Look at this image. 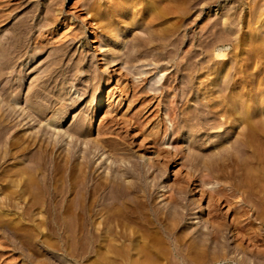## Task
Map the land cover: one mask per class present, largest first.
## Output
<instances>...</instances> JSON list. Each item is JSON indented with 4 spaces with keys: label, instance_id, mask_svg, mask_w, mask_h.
Wrapping results in <instances>:
<instances>
[{
    "label": "rangeland",
    "instance_id": "374dc122",
    "mask_svg": "<svg viewBox=\"0 0 264 264\" xmlns=\"http://www.w3.org/2000/svg\"><path fill=\"white\" fill-rule=\"evenodd\" d=\"M138 1L0 0V264H264V0Z\"/></svg>",
    "mask_w": 264,
    "mask_h": 264
},
{
    "label": "bare ground",
    "instance_id": "6f19581e",
    "mask_svg": "<svg viewBox=\"0 0 264 264\" xmlns=\"http://www.w3.org/2000/svg\"><path fill=\"white\" fill-rule=\"evenodd\" d=\"M142 1H145V0H139L138 2H142ZM161 1H163V0H161ZM160 0L158 1V0H146L145 2H147V3H150L151 5H156L155 7H157L158 6V4H160V2H161ZM204 1V0H203ZM206 1H208V0H206ZM115 2V1H114ZM113 2V3H114ZM171 2V1H170ZM205 2V1H204ZM85 3V2H84ZM116 3V2H115ZM132 3V2H131ZM143 3V2H142ZM106 4V3H105ZM173 4V3H172ZM77 5V4H76ZM169 5H171V4H169ZM99 6H100V4H99ZM98 6V4H97V2L96 1H90V2H88L87 3V7L90 9V8H92V9H96V8H98L99 7ZM168 6V5H167ZM151 7V6H150ZM165 7V6H164ZM119 8H120V10H122L123 12H124V14H125V12H127L128 10V5L126 6H123V5H121V3L119 4ZM118 8V9H119ZM163 9V8H162ZM162 9H158V10H162ZM169 9V8H168ZM261 9V8H260ZM167 10V9H166ZM253 12H256V9H251ZM164 12H165V10H164ZM87 13V12H86ZM252 16V15H251ZM253 16H255L254 14H253ZM251 20H254L255 21V18L253 17ZM251 20H249L250 22H251ZM248 21V20H247ZM256 22V21H255ZM255 22H253V23H255ZM252 23V22H251ZM259 23V22H258ZM27 29V28H26ZM26 29H24V30H26ZM24 30H22V32L24 33ZM27 31V30H26ZM25 31V32H26ZM20 33V35L21 36H23L24 34L21 32V31H19ZM19 42V41H18ZM20 43V42H19ZM21 43L22 44H15L16 45V47L17 48H19V50H15V51H12V52H10V51H7L5 48H3V45H2V42H0V78H5V77H8V76H12V75H17V74H24V68H20L19 67V65H18V63H17V61H18V58L20 57V54H21V51L23 50V48L25 47V45L27 46V40H25V38H23V40L21 41ZM31 60H28L27 61V63L28 62H30ZM51 71V70H50ZM10 87V86H9ZM31 93L32 94H39V92H38V89H35V88H32L31 89ZM101 103H102V95H101V97L96 101V107L97 108H99L100 106H101ZM35 104V103H34ZM94 105V104H93ZM34 106V105H33ZM31 107V106H30ZM38 107V110H41L43 107L41 106V105H38L37 106ZM37 107H36V109H37ZM33 108V107H32ZM94 108V107H93ZM35 109V108H34ZM35 109V110H36ZM111 109V107H109V110ZM31 110H33V109H31ZM94 112H96V111H94ZM135 116H133V118H134ZM95 118V117H94ZM99 118H101L100 116H99ZM5 120V119H4ZM93 117L92 118H90V122H89V124H90V127H89V129H91L92 128V122H93ZM2 122H4L3 120H2ZM100 122H102V121H100ZM94 123V122H93ZM78 125V124H77ZM140 125V127H143L144 126V123H142V124H139ZM249 126V125H248ZM264 126V125H263ZM251 127V126H250ZM262 127V126H261ZM252 130H253V128H251ZM55 130V129H54ZM169 130V128H168V126L165 128V134H164V137H163V139L164 138H166L167 136H168V133L167 132H169L168 131ZM251 131V130H250ZM91 132V131H90ZM254 132V131H253ZM249 133V132H248ZM251 133V132H250ZM70 136V135H69ZM241 138V137H240ZM238 140V139H237ZM242 140V139H241ZM95 141V140H94ZM97 141V140H96ZM97 147V146H96ZM149 160V159H148ZM217 164V163H216ZM216 169V168H215ZM214 171V170H213ZM126 172V171H125ZM131 173V172H130ZM135 175V174H134ZM142 176V175H141ZM112 177V176H111ZM139 177V176H138ZM204 177V176H203ZM203 177H201V178H203ZM200 178V177H199ZM106 179H107V177H106ZM135 179H137V178H135ZM203 179H205V178H203ZM108 182V181H107ZM110 182V183H109ZM108 183L109 184H106V187H104V188H106V191L104 192L103 191V193L101 194V195H99L100 197L99 198H101L99 201H98V206L97 207H99V210L97 209H93L92 207H91V209H90V207H89V210L87 211L88 212V214H87V221L88 222H91V221H93V217H94V215L95 214H97V212L98 211H101V209H104V206H109L108 204H109V201H110V205H112V206H114V205H119V204H121L122 202L123 203H125V200L127 201V194H130V196L133 194V196L135 195V194H137V192L142 188V187H144V185H143V182L140 180V177H139V181H137V182H135L134 181V183H132V185L130 184V186H129V184L127 185L126 184V182L125 183H123V181L122 180H116V179H110V181H109ZM103 183L101 182V183H97L96 181L94 182V185L92 186V187H90L89 189H87L86 190V192L88 193V195L91 197L93 194H95V192L97 193L98 192V190H100L99 188H102V186H99V185H102ZM146 184V183H145ZM208 184V183H207ZM194 185V184H193ZM103 186H105L104 184H103ZM146 187V186H145ZM144 187V188H145ZM196 187V186H195ZM199 187V186H198ZM103 188V189H104ZM143 188V190L145 191V189ZM205 188V187H204ZM204 188H203V190H204ZM214 188V187H213ZM147 189H149V186H148V188ZM151 189V188H150ZM149 189V191H151ZM147 191V190H146ZM211 191V190H210ZM101 192V191H100ZM141 192V191H140ZM145 195H147V197H149L150 196V194H149V196H148V191L146 192V193H144ZM152 194V193H151ZM130 196L128 195V197H129V199H130ZM132 196V197H133ZM136 196V195H135ZM210 196L212 197V198H214V197H217V199H219V200H222V199H226V200H231L232 198L233 199H239V200H237L236 202L238 203V208H239V211L241 212L239 215L240 216H238L237 214H235L234 215V217H233V219L232 220H235L236 221V219L237 218H239V217H241V216H245L246 218H245V220L243 221V222H241L240 220V222H238V226L240 227L241 225H242V223L243 224H249V223H251V216H250V210L249 209H247L246 207L248 206V205H246L245 204V199L242 197V195L237 191V189L235 190V188H233V186H231V185H229V187L228 186H226V185H220V186H218V187H216V188H214L212 191H211V193H210ZM146 197V198H147ZM244 199H242V198ZM151 200V199H150ZM209 200V199H208ZM213 200V199H212ZM211 200V201H212ZM246 200H248V199H246ZM211 201H208L209 202V204H207L205 207H206V209L209 211V209L212 207V202ZM128 202V201H127ZM148 202V201H147ZM248 202V201H247ZM105 203H107V204H105ZM229 203V202H228ZM128 206L126 207V206H124V207H126V208H130V204L131 203H129L128 202ZM126 205V204H125ZM146 205V204H145ZM230 205V204H229ZM102 206V207H101ZM148 207V206H147ZM126 208H125V210H126ZM253 208H254V206H253ZM204 209L205 208H202L201 210L202 211H204ZM232 209H233V206H232ZM130 210V209H129ZM155 210V212L157 211L156 209H154ZM212 210V209H211ZM211 210H210V212H211ZM254 210H256V209H254ZM123 211V210H122ZM182 212V211H181ZM207 212V211H206ZM237 212V211H236ZM249 212V213H248ZM98 213H101V212H98ZM125 213V212H124ZM260 213V212H259ZM157 214H158V212H157ZM156 214V215H157ZM177 214H179V215H177V218H178V216H180L179 218H183L184 217V215L182 214V213H177ZM98 215V214H97ZM151 215V214H150ZM160 215V214H159ZM169 215H170V213H169ZM154 216H155V214H154ZM129 217V216H128ZM132 217V216H131ZM169 217V216H168ZM254 217V216H253ZM178 218V219H179ZM179 220H181V219H179ZM239 224H241V225H239ZM242 226H244V225H242ZM252 226V225H251ZM239 227H237V228H239ZM254 229V228H253ZM238 231H239V229H238ZM237 231V232H238ZM248 231V230H247ZM252 238V237H251ZM258 248V247H257ZM260 249V248H259ZM264 251V250H263Z\"/></svg>",
    "mask_w": 264,
    "mask_h": 264
}]
</instances>
